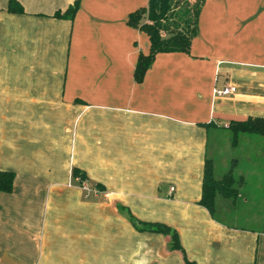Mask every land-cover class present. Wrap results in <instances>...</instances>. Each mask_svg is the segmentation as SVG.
Segmentation results:
<instances>
[{"label": "crops", "instance_id": "0c3cea01", "mask_svg": "<svg viewBox=\"0 0 264 264\" xmlns=\"http://www.w3.org/2000/svg\"><path fill=\"white\" fill-rule=\"evenodd\" d=\"M9 1L0 171L14 180L0 192V264H264V223L224 218L251 196H217L213 215L199 204L211 132L264 117V0H205L189 53L157 54L139 82L149 39L127 20L148 0H14L21 13ZM226 86L236 92L214 96ZM241 143L264 182V137ZM73 169L100 193L85 197ZM136 223L172 229L181 250Z\"/></svg>", "mask_w": 264, "mask_h": 264}, {"label": "trees", "instance_id": "16d2710c", "mask_svg": "<svg viewBox=\"0 0 264 264\" xmlns=\"http://www.w3.org/2000/svg\"><path fill=\"white\" fill-rule=\"evenodd\" d=\"M205 0H148L147 7L140 8L129 15L127 24L138 28L149 39V52L147 55L139 54L134 70V79L139 82L145 72L152 65L157 54L160 53H189L191 41L198 32V18ZM78 2L65 12V16H72ZM8 11L21 13L20 4L14 0L9 1ZM147 18L141 24V18ZM228 130L232 135V144L236 145L239 135H256L264 137V117H250L244 121H231ZM233 170L220 179H215L214 168L211 160L206 159L203 169L201 198L199 204L214 214L215 199L221 196L224 199L235 200L238 196L237 185H242V180L234 178ZM72 176L84 180V175L78 169L72 170ZM14 173L0 171V192L10 193L13 188ZM135 226L139 230H147L171 238L170 249L181 250L178 236L172 229L160 224H142ZM184 264H194L184 258Z\"/></svg>", "mask_w": 264, "mask_h": 264}, {"label": "rangeland", "instance_id": "374dc122", "mask_svg": "<svg viewBox=\"0 0 264 264\" xmlns=\"http://www.w3.org/2000/svg\"><path fill=\"white\" fill-rule=\"evenodd\" d=\"M146 14L141 18V24L146 21ZM217 137V147L210 153L215 163V179H220L225 175L229 169L233 170L232 175L234 178L239 179V174L245 177V183L238 186L240 192L245 194L246 198L252 197L247 204L242 206H235L236 220L233 222L231 217H224L226 221L236 224L240 227H252V225H263L264 223V182H259L256 171H252L250 167L254 168L255 163L249 159V154L243 155L245 151L244 144L241 143L240 147L232 146V136L229 130H221V132H211L210 141ZM213 144V143H212ZM212 151V150H211ZM235 160L238 164L235 165ZM238 166V167H237ZM236 204V203H235ZM232 206V207H234ZM234 213V212H233ZM256 227V226H255Z\"/></svg>", "mask_w": 264, "mask_h": 264}, {"label": "built area", "instance_id": "2783aa9c", "mask_svg": "<svg viewBox=\"0 0 264 264\" xmlns=\"http://www.w3.org/2000/svg\"><path fill=\"white\" fill-rule=\"evenodd\" d=\"M236 92V88L233 86H226L220 89H214L213 94L217 98H224L230 96ZM79 189L85 193V197L97 196L100 192L96 188L89 187L80 177L73 178ZM172 190V189H171ZM264 234V232H263Z\"/></svg>", "mask_w": 264, "mask_h": 264}]
</instances>
